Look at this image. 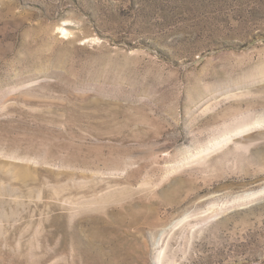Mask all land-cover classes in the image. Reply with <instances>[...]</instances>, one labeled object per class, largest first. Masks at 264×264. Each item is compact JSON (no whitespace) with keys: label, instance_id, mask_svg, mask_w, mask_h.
Returning a JSON list of instances; mask_svg holds the SVG:
<instances>
[{"label":"rangeland","instance_id":"rangeland-1","mask_svg":"<svg viewBox=\"0 0 264 264\" xmlns=\"http://www.w3.org/2000/svg\"><path fill=\"white\" fill-rule=\"evenodd\" d=\"M264 0H0V264H264Z\"/></svg>","mask_w":264,"mask_h":264},{"label":"bare ground","instance_id":"bare-ground-1","mask_svg":"<svg viewBox=\"0 0 264 264\" xmlns=\"http://www.w3.org/2000/svg\"><path fill=\"white\" fill-rule=\"evenodd\" d=\"M264 122V121H263Z\"/></svg>","mask_w":264,"mask_h":264}]
</instances>
